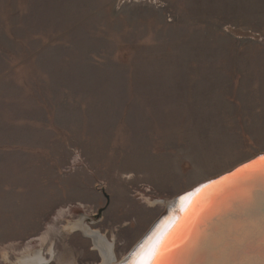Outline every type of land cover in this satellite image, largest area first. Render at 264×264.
Segmentation results:
<instances>
[{
    "label": "rangeland",
    "instance_id": "374dc122",
    "mask_svg": "<svg viewBox=\"0 0 264 264\" xmlns=\"http://www.w3.org/2000/svg\"><path fill=\"white\" fill-rule=\"evenodd\" d=\"M262 153L264 0H0V264H119Z\"/></svg>",
    "mask_w": 264,
    "mask_h": 264
},
{
    "label": "water",
    "instance_id": "95a60500",
    "mask_svg": "<svg viewBox=\"0 0 264 264\" xmlns=\"http://www.w3.org/2000/svg\"><path fill=\"white\" fill-rule=\"evenodd\" d=\"M155 232L136 264H264V153L169 202L121 263Z\"/></svg>",
    "mask_w": 264,
    "mask_h": 264
},
{
    "label": "bare ground",
    "instance_id": "6f19581e",
    "mask_svg": "<svg viewBox=\"0 0 264 264\" xmlns=\"http://www.w3.org/2000/svg\"><path fill=\"white\" fill-rule=\"evenodd\" d=\"M83 220V219H82ZM164 222V221H163ZM162 224V223H161ZM66 225V224H65ZM68 225V224H67ZM69 226V225H68ZM71 226V225H70ZM160 226H162V225H160ZM160 226H159V228H160ZM73 229H78V228H80V226L79 227H77L76 225H74V226H71ZM158 228V229H159ZM83 229V228H82ZM158 229L156 230V232L158 231ZM154 232V231H153ZM156 232L151 236V237H149V239L142 245V247L141 248H139V249H137L136 250V252L127 260L128 261V263H126V264H136V262L139 260V258H140V256L143 254V252L145 251V249L147 248V245L149 244V242L151 241V239L154 237V235L156 234ZM90 233V232H89ZM94 234H95V232H94ZM90 235V234H89ZM101 235V234H100ZM100 235H95V236H97V238H96V242L97 241H99V240H97V239H100L101 237H100ZM98 236L100 237V238H98ZM103 238V237H102ZM103 242V240H101V241H99L98 243V247L102 250H105L102 254H103V256L105 257V260H104V264H111L110 263V257H111V255H110V249H108V245H106V244H104V243H102ZM97 246V245H96ZM95 249V248H94ZM99 252V251H98ZM6 256V255H5ZM40 255H37V254H34V255H31V256H26L25 255V257L24 258H22L23 260L20 262V264H39L41 261H42V259L39 257ZM102 256V258H104ZM108 256V257H107ZM5 258V257H4ZM112 258L113 257H111V260H112ZM44 260V259H43ZM114 262V261H113ZM19 264V263H18Z\"/></svg>",
    "mask_w": 264,
    "mask_h": 264
},
{
    "label": "snow or ice",
    "instance_id": "6c2138e0",
    "mask_svg": "<svg viewBox=\"0 0 264 264\" xmlns=\"http://www.w3.org/2000/svg\"><path fill=\"white\" fill-rule=\"evenodd\" d=\"M150 264H155V262L153 261V262H150Z\"/></svg>",
    "mask_w": 264,
    "mask_h": 264
}]
</instances>
